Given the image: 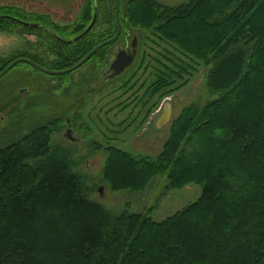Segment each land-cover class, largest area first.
<instances>
[{
  "label": "trees",
  "instance_id": "16d2710c",
  "mask_svg": "<svg viewBox=\"0 0 264 264\" xmlns=\"http://www.w3.org/2000/svg\"><path fill=\"white\" fill-rule=\"evenodd\" d=\"M18 10L0 9V24L46 31L41 39H48L56 59L40 65L53 71L73 67L117 30L115 0H87L77 23L49 21L50 29L26 25L22 19H45L20 18ZM120 19V40L131 34L139 40L145 32L175 50L154 58L163 69L144 94V106L158 96L145 120L202 65L211 67L209 85L220 96L186 107L156 158L103 146L105 180L114 190L139 191L163 175L170 189L198 185L201 196L159 222L152 210L115 216L88 199L70 154L53 148L56 124L36 128L0 148V264H264V0H190L177 7L120 0ZM116 44L89 62L108 65ZM134 78L125 82L129 91Z\"/></svg>",
  "mask_w": 264,
  "mask_h": 264
},
{
  "label": "rangeland",
  "instance_id": "374dc122",
  "mask_svg": "<svg viewBox=\"0 0 264 264\" xmlns=\"http://www.w3.org/2000/svg\"><path fill=\"white\" fill-rule=\"evenodd\" d=\"M189 1L158 0L169 7ZM86 2L0 0V9L17 8L21 11H16L19 13L15 15L20 18L26 14L43 15L45 20L41 22L22 21L26 25L35 23L34 26L50 29V22L60 27L77 23ZM27 28L25 25L0 24V73L21 57L17 52L38 54L39 58L35 59L38 63L34 62L39 65L42 60L49 62L56 59L48 39H41L48 36L47 32L41 30L31 34ZM146 36L145 32L138 33L139 53L136 60L117 80L106 79L103 74L109 64L99 60L60 76L42 73L25 63L13 68L0 79V148L20 141L36 128L54 127L56 124L52 137L53 148L70 154L74 172L86 181L89 200L100 204L115 216L123 212L140 214L152 210L150 216L159 222L195 203L201 196V186L170 189L166 176L160 175L143 190L111 189L105 180L108 154L104 147H108L109 143L134 156L156 158L170 136L171 124L182 111L191 105L202 107L219 98L220 93L209 85L208 72L211 67L202 65L186 87L164 99L145 120L149 107L158 96L144 106V94L157 82L158 70L163 69L154 58L160 56L159 52L175 53L169 45H157ZM62 38L68 40L67 37ZM132 38L131 34L128 40ZM124 46L123 40L117 43L110 51L111 57L114 58L117 49ZM145 57V63H142ZM176 57L179 59L181 55L176 53ZM161 60L163 64H170L167 60ZM133 76L135 78L129 87L134 85V88L129 91L125 82ZM165 103L172 105L173 114L170 123L159 128V118ZM69 130L72 140L66 136ZM101 188L102 194L99 193Z\"/></svg>",
  "mask_w": 264,
  "mask_h": 264
},
{
  "label": "water",
  "instance_id": "95a60500",
  "mask_svg": "<svg viewBox=\"0 0 264 264\" xmlns=\"http://www.w3.org/2000/svg\"><path fill=\"white\" fill-rule=\"evenodd\" d=\"M96 19H97V15H95V19H94L92 25L90 26V28L88 29V31H90L93 28V26L95 25ZM115 22H116V28H117L115 35L112 38L98 44L79 63H77L76 65H74L73 67H71L69 69H66L63 71H53V70H49V69H46V68L40 66L39 64L35 63L34 61H32L30 59L20 58V59L13 61L8 67H6V69L4 71H2V73H0V79L2 77H4L7 73H9L13 68H15L17 65H19L21 63L28 64V65L32 66L34 69H36L42 73L54 75V76L66 75V74H70L74 71H77L83 65L88 63L89 60L94 55H96L100 50L104 49L107 46L113 45L114 43H116L120 39V37L122 35V31H123V26H122L121 19H120V0H115ZM136 42L133 46L134 49H136V46H137ZM136 56H137L136 51H134L133 54L130 55L129 57H127L123 52L119 53L117 60L112 64L111 69H110L111 71H113L111 78H114L116 76L121 75L125 69L129 68L133 64V62L135 61ZM172 114H173L172 105L170 103H165L163 105L162 114L159 118L158 127L163 128L166 125H168L171 121ZM70 134H71V130H69L67 132V138L72 140ZM102 191H103V188L99 189L100 194H102Z\"/></svg>",
  "mask_w": 264,
  "mask_h": 264
},
{
  "label": "flooded vegetation",
  "instance_id": "af4514ba",
  "mask_svg": "<svg viewBox=\"0 0 264 264\" xmlns=\"http://www.w3.org/2000/svg\"><path fill=\"white\" fill-rule=\"evenodd\" d=\"M129 38H130V36L127 37L126 39H123V41L125 42V46L124 47H121V48H118L115 57L110 60L109 67L107 68V71L103 74V75H105V77H106L107 80H112V79L117 80L118 78H120L134 64L135 61L133 62V64L129 68L125 69L124 72L121 75L116 76L114 78H111V75L113 74V71H111L110 69H111L112 64L117 60V57H118L119 53L123 52L127 57H129L130 55H132L134 51H136V55H138V53H139V43H138V40L133 37L131 39V41H129L128 40ZM120 39H121V37H120ZM120 39L116 43L120 42L121 41ZM135 42L137 44L136 49H134V47H133L134 44H135ZM17 54H18V52H17ZM20 58H24V57H20ZM20 58H17V59H20ZM25 59H27V58H25ZM68 123L70 125V122H68Z\"/></svg>",
  "mask_w": 264,
  "mask_h": 264
},
{
  "label": "crops",
  "instance_id": "0c3cea01",
  "mask_svg": "<svg viewBox=\"0 0 264 264\" xmlns=\"http://www.w3.org/2000/svg\"><path fill=\"white\" fill-rule=\"evenodd\" d=\"M162 114V113H161ZM161 116V115H160Z\"/></svg>",
  "mask_w": 264,
  "mask_h": 264
}]
</instances>
